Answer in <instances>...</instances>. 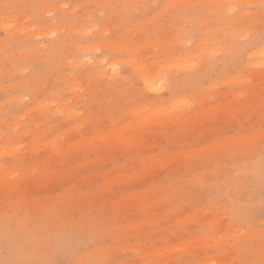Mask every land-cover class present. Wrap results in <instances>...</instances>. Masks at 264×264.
<instances>
[{"label":"rangeland","instance_id":"1","mask_svg":"<svg viewBox=\"0 0 264 264\" xmlns=\"http://www.w3.org/2000/svg\"><path fill=\"white\" fill-rule=\"evenodd\" d=\"M0 264H264V0H0Z\"/></svg>","mask_w":264,"mask_h":264},{"label":"bare ground","instance_id":"2","mask_svg":"<svg viewBox=\"0 0 264 264\" xmlns=\"http://www.w3.org/2000/svg\"><path fill=\"white\" fill-rule=\"evenodd\" d=\"M107 70V69H106ZM109 70V69H108ZM107 72V71H106ZM107 73H109V72H107ZM112 76H113V74H112ZM152 85V84H151ZM159 85H161V83L159 84ZM249 236V235H248Z\"/></svg>","mask_w":264,"mask_h":264}]
</instances>
